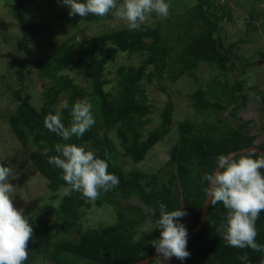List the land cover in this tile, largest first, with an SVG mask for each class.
<instances>
[{"label": "trees", "instance_id": "trees-1", "mask_svg": "<svg viewBox=\"0 0 264 264\" xmlns=\"http://www.w3.org/2000/svg\"><path fill=\"white\" fill-rule=\"evenodd\" d=\"M39 1L14 0L12 14L23 30V36L17 42L21 51L31 55L30 43L35 37L39 48L43 49L45 44L47 49H55L52 53L48 49L36 63L44 89L43 103L37 108L32 103L31 94L25 92L23 84L31 73L27 66L29 61L25 60L16 69L20 88L13 90L10 86L17 106L7 121L24 154L47 181L50 198L53 202L60 199V202L57 207L51 204L50 209L38 215L34 222L32 242L36 247L29 252L25 264H130L144 260L154 253L151 241L160 239L161 229L144 234L139 241L134 242L133 238L150 227L148 220L153 212L152 219L159 218L160 203L170 211L183 207L188 214L180 218V222L191 232L202 220L207 196L204 189L209 186L203 176L214 172L216 158L251 145L264 150V143L260 141L264 126L243 116L248 105L244 82H231L233 77L227 74L237 69L235 60L238 57L234 52L235 45L226 46L220 37V22L224 18L231 20L232 16L229 11L224 16L212 15L215 0H197L185 12L153 25L144 23L138 30L119 28L82 41L73 36L56 46L51 24L44 19L50 18L52 23L55 19L68 18L74 24L81 19L85 23L98 24L114 16L111 13L105 17L91 14L84 18L70 16V9L63 3L48 0V14L30 21L26 9ZM253 14L255 18L259 12ZM107 44L106 54L96 56ZM118 52L129 55L145 53V57L138 66H120L118 80L111 90H107L106 86L112 81L104 78L106 65L111 54ZM73 53L77 54V63L83 66L89 89L74 83L73 78L64 73L74 69ZM262 55L264 57V53ZM201 64L216 66L225 73L224 79L216 77L190 95L195 113L205 119L202 123L190 119L179 122L178 139L162 169L146 173L135 168L133 164L143 162L150 151L169 135L174 125L175 105L169 99L161 111L159 125L152 130L146 129L152 122L149 116L153 107L145 82L161 83L167 79L177 82L185 75L197 81ZM85 97L91 99L96 123L83 137H73L68 142L86 144L102 159L106 152L109 153L108 171L120 179L117 187L101 192L94 202L72 191L61 178L62 170L48 162L50 156L57 155L55 145L66 142L44 126L46 115L55 114L56 107L65 101L69 107L61 112L63 122L68 126L71 107L77 99ZM111 133L115 134L122 149ZM1 163L11 165L7 161ZM261 171L264 173V169ZM106 207L114 209V223L83 232L86 214ZM51 213L57 215L56 219L50 218ZM226 215L227 209L222 203L210 206L206 223L188 239L190 257L183 261L173 257L175 264H261L264 252L230 247L222 239L218 229L225 222ZM256 227L257 243L264 245V211ZM76 234L74 240L72 236ZM244 254L248 255V261L238 259ZM156 262L153 260L148 264Z\"/></svg>", "mask_w": 264, "mask_h": 264}, {"label": "rangeland", "instance_id": "rangeland-1", "mask_svg": "<svg viewBox=\"0 0 264 264\" xmlns=\"http://www.w3.org/2000/svg\"><path fill=\"white\" fill-rule=\"evenodd\" d=\"M62 3V0H56ZM170 4L169 14L167 17L151 14L145 24H156L159 21H165L173 18L176 14L185 12L192 7L197 0H166ZM122 0L118 1V4ZM14 0H0V163L3 161L10 162V166L14 169V175L10 179V183L15 186L12 193L13 204L17 209H23L25 216L31 215L30 224L34 229V222L38 215L44 214L50 209V205L57 207V201H52L51 193L47 187V181L39 174L25 151L15 138L8 124L7 118L12 110L17 106L12 91L20 88V83L16 76L17 67L25 60H28V70L31 73L27 75L23 84L25 92L32 96V103L37 108L43 103V87L38 77L36 63L48 51L45 40H43V49L38 47L37 38L31 41L33 53L26 55L17 47V42L23 36L21 25L17 22L12 14ZM48 0H41L37 4L29 5L26 9L27 18L30 21L39 20L44 14H48ZM58 6V5H57ZM229 11L232 19L224 18L221 22L220 37L226 46L234 44V52L238 57L235 60L237 69L227 72L231 78V82L240 80L244 82V91L248 95V105L243 112V116L248 119H255L259 126H264V0H215L211 14L215 16H224ZM259 14L252 17V14ZM260 14H262L260 16ZM254 15V14H253ZM50 18L44 19V22L51 24L54 34V42L56 46L64 43L69 38L76 36L78 41L87 40L92 36L102 34L119 28H125L126 22L113 18L103 23L91 24L85 23L81 19L77 23H73L70 19H55L49 22ZM46 23V24H47ZM109 44L99 50L96 56L106 54ZM54 52V48L49 49ZM71 52H74L71 50ZM74 69L72 71H64L65 74L73 78L74 83L89 89V82L83 74V66L77 63V54L73 53ZM145 57V53L129 55L128 53H113L111 59L106 65L104 78L111 80L112 83L106 86L107 90H111L112 86L118 80V68L120 66L134 65L138 66ZM248 62L253 64L249 65ZM198 80L195 81L188 75H185L177 82L170 79L161 83L156 81L152 83L145 82L147 95L150 104L153 107V113L149 116L152 122L147 126V130L156 128L161 121V111L172 99L175 109L173 114L174 125L169 135L159 142L148 154L146 159L133 166L146 173H155L162 169L167 163L170 150L178 139L177 126L179 122L190 119L196 123H202L205 119L203 116L195 113L192 107L190 95L202 85H205L212 79L219 77L225 78L216 66L201 64L197 71ZM234 76H237L234 78ZM165 88V89H163ZM224 116H227L225 113ZM119 149H122L120 142L116 139L114 133H111ZM260 141L264 143V133L261 135ZM57 215L51 213L50 218L56 219ZM116 215L114 209L106 207L102 209H94L84 217L83 232H87L100 225L114 223ZM145 225L148 227L145 223ZM145 225H142L143 227ZM34 233V232H33ZM78 234L72 238L77 239ZM33 235L28 243L29 252L35 249L33 245ZM27 262V261H26ZM27 264H43L42 262H30ZM51 264V263H49ZM53 264V263H52ZM157 264V262H156ZM166 264H175V259L171 258Z\"/></svg>", "mask_w": 264, "mask_h": 264}, {"label": "clouds", "instance_id": "clouds-1", "mask_svg": "<svg viewBox=\"0 0 264 264\" xmlns=\"http://www.w3.org/2000/svg\"><path fill=\"white\" fill-rule=\"evenodd\" d=\"M62 3L70 9V16L105 17L111 13L126 22L130 30L140 29L153 13L167 17L170 9L166 0H122L119 4L117 0H62ZM68 107L65 101L56 107L55 114L49 113L44 118V126L66 142L55 145L57 155L50 156L48 162L62 170L61 178L72 191L94 202L101 192L117 187L120 179L108 171L109 153L106 152L102 159L86 144L68 142L73 137H83L95 125L91 99L85 97L75 101L70 110V123L66 126L61 109ZM261 169H264V153L258 155L253 147L238 155H219L214 172L203 176L209 185L204 189L208 197L206 206L222 203L227 209L225 222L218 231L230 247L264 252V245L256 240V222L264 211V173ZM13 175V167L0 163V264H25L29 256L28 243L34 232L29 222L31 215L25 216L23 209H17L13 204L15 186L10 183ZM187 214L183 207L170 211L160 203L159 218L153 220V212L148 220L150 227L138 233L134 242L154 229H161L160 239L151 241L157 252V264H166L173 257L181 261L189 258L188 229L180 222ZM238 259L248 261L249 257L244 254Z\"/></svg>", "mask_w": 264, "mask_h": 264}, {"label": "water", "instance_id": "water-1", "mask_svg": "<svg viewBox=\"0 0 264 264\" xmlns=\"http://www.w3.org/2000/svg\"><path fill=\"white\" fill-rule=\"evenodd\" d=\"M253 147L257 149L258 154L264 153V150L262 148L256 146V145H251L248 148H245L242 150H237L233 153H236L238 155V154L244 152L245 150L251 149ZM207 200H208V197L206 196L205 203H204V206L202 209V220H201L200 224L194 230H192L191 232H188V239L193 237L199 230H201L202 227L204 226V224L206 223L205 217L207 216V213H208V210L210 207V206H206ZM156 257H157V252L155 250L154 253L151 256H148L146 259L138 261V262L130 263V264H148L151 261L155 260Z\"/></svg>", "mask_w": 264, "mask_h": 264}]
</instances>
